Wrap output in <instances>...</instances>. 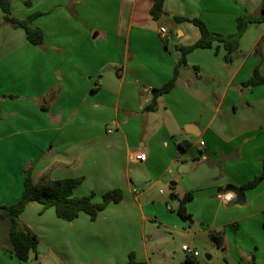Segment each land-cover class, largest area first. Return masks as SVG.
<instances>
[{"label":"crops","instance_id":"obj_1","mask_svg":"<svg viewBox=\"0 0 264 264\" xmlns=\"http://www.w3.org/2000/svg\"><path fill=\"white\" fill-rule=\"evenodd\" d=\"M263 1L165 0L164 15L155 19L154 0H13L15 18L41 13L33 22L44 31L40 47L28 42L24 29L7 25L0 9V204L19 201L28 169L35 183L80 178L74 196L95 193L102 200L107 191L121 190L122 203L98 216L111 214V222L120 225L135 220L143 236L147 224H166L163 218L173 209L164 207L161 188L170 183L169 197L178 196L184 175L188 187L173 199L180 203L192 193L189 203L201 198L209 207L218 193L262 174L264 85L242 84L257 66L264 75V64L253 57L264 24L248 27L229 65L220 43L189 54L175 89L158 98L156 111L146 109L154 91L174 75L179 48L201 37L195 25L174 17L200 19L211 32L229 36L237 32L239 17L260 16ZM160 28L169 32L167 39ZM184 142L191 146L181 153L178 145ZM136 152L147 162H135ZM137 166L142 169L134 170ZM244 196L245 205L217 207L200 233L235 223L236 242L224 239L221 248L235 264H264V181ZM42 208L32 202L20 220L39 236L37 259L46 262L79 246L80 232L92 221L81 214L66 222L54 209L41 213ZM257 223L262 236H256ZM176 231L187 236L192 229ZM9 233L10 222L1 220L0 264L16 263ZM128 242L110 247L107 263L126 264L135 250ZM147 250L144 245L137 262L150 260Z\"/></svg>","mask_w":264,"mask_h":264},{"label":"trees","instance_id":"obj_2","mask_svg":"<svg viewBox=\"0 0 264 264\" xmlns=\"http://www.w3.org/2000/svg\"><path fill=\"white\" fill-rule=\"evenodd\" d=\"M13 0H0V9L4 15V22L16 29H24L25 35L29 43L34 46L40 47L44 44V31L35 27L34 20L41 15L35 13L28 18L18 19L12 15L11 5ZM165 0H154L152 8V17L158 19L164 15ZM29 5V3H27ZM173 21L176 23H191L195 25L201 33V37L194 44L179 48L182 54L177 66L174 70V75L171 80L164 85L163 88L154 91V96L151 104L147 107L148 112L157 110V100L163 95L169 94L176 87L178 75L180 70L187 65V56L197 49H211L214 43H220L226 51L224 57L227 65L231 64L238 53H240V41L246 33L251 24H264V1L261 6L260 16L248 15L239 17L237 19V32L233 35L223 36L218 33L211 32L207 26L200 19H185L181 17H174ZM264 85V75L260 71V67H256L252 76L242 84L243 88H253L256 86ZM45 110V109H44ZM1 115V108H0ZM190 143H181L178 145V150L184 153L190 148ZM264 181V170L258 177H254L251 181L242 186L244 191L256 189ZM83 179L75 178L68 180H49L44 179L42 182L35 183L33 179L32 170L28 169L25 176L24 188L22 197L18 202L12 205L0 204V221L8 220L10 222L9 240L11 243V253L20 260L22 263H28L30 256L34 254L38 256L39 237L36 233L22 225L20 216L24 213L25 209L32 202H38L43 206L41 213L48 209H54L55 213L60 220L72 222L80 217L81 214H86L91 221H95L98 215L106 210L111 204H120L123 201V193L119 189L107 191L102 196V201L95 202V194L80 197L74 196L73 191L81 185ZM170 197L177 198V194H171ZM192 193L186 194L180 200V208L177 211L178 216L187 221L190 215L187 213V203L192 200ZM211 240L221 248L223 246V234L210 233ZM129 264H137L134 259V254L131 253ZM185 264H198L195 259L186 257Z\"/></svg>","mask_w":264,"mask_h":264},{"label":"rangeland","instance_id":"obj_3","mask_svg":"<svg viewBox=\"0 0 264 264\" xmlns=\"http://www.w3.org/2000/svg\"><path fill=\"white\" fill-rule=\"evenodd\" d=\"M263 45L264 38L261 39L259 47L257 46L253 53V57L258 59L261 67L264 64ZM133 168L136 171H140L142 169L141 166ZM185 176L187 175H184L183 182L178 186L180 190L188 187V181ZM169 187L170 183L168 188H161L162 193L166 197L164 207L167 209L168 205L171 209H173L169 210V215H165V218H163L164 221H166L165 223L169 226H165L166 224H164V222H159V224L149 223L146 225L143 236H141V228L136 224L135 220H130L127 225H125V223L120 225L119 223L114 224V222H111V214L109 216H105L104 218L102 216H98L95 221H92V225L89 229H86V227L81 228V230L86 229V231L85 233H83L84 231L80 232L78 237L80 240L78 244L79 246H76L71 250H67V252L62 251V257H53L46 262H39L37 257L32 254L28 264H109L107 262H110L111 260L109 259V255H107L109 252L108 249L114 245L120 244L124 239H128L132 243L130 244V242H128V244H130L129 246L135 250L140 249L141 251L144 245L147 246L148 256L150 257L149 261L141 260L137 262L136 257L139 256L140 251L138 250L135 252V250H132L137 264H185L187 255L182 250L184 245L190 244H192V247L198 254L197 262L199 264H235L234 258L231 257V254L228 252L226 247L218 250L219 247L212 242L210 234L200 233L202 224L209 225L211 221H213L216 215L217 207L220 206L228 209V205H222L216 196H214L215 201H212L209 207L205 205L204 200L201 198L199 200H195L193 204L188 202L187 213L191 217L189 220L184 221L177 216L176 211L179 210L180 203L179 200L171 199L169 197ZM180 190L178 191L179 198L181 197L182 192ZM99 198L100 197H96L95 194V202L100 203L102 200ZM116 213L118 215H123L124 211H117ZM116 213L114 212V214ZM183 227L186 230L192 229L190 235L184 236V234L180 231H176L177 229H181ZM257 227L256 236H262L263 230L261 224L257 223ZM237 231L238 226L234 223L224 229L218 230L215 233L223 234V240L230 238L229 240L233 243L236 242V238L234 236ZM193 233H195L194 237H192ZM84 236H86L85 239ZM190 241L193 242L190 243ZM13 260L16 263H12V261H10L1 264H21L17 259ZM126 261L127 262L123 263L129 264L130 259L128 258ZM114 262H116V260H114Z\"/></svg>","mask_w":264,"mask_h":264},{"label":"built area","instance_id":"obj_4","mask_svg":"<svg viewBox=\"0 0 264 264\" xmlns=\"http://www.w3.org/2000/svg\"><path fill=\"white\" fill-rule=\"evenodd\" d=\"M160 35L162 39H167L170 35L169 32L165 28H160L159 29ZM201 146H204L203 143H201ZM132 159L135 162H139V164L146 163L147 162V156L143 153L136 152L133 156ZM233 193V192H232ZM226 193L221 192L217 194V199L220 201L222 205H230V203L234 200V198L231 200L226 201L224 196ZM188 257L190 258H198L197 252H195V249L192 247V244L190 245H184L183 250H182Z\"/></svg>","mask_w":264,"mask_h":264},{"label":"water","instance_id":"obj_5","mask_svg":"<svg viewBox=\"0 0 264 264\" xmlns=\"http://www.w3.org/2000/svg\"><path fill=\"white\" fill-rule=\"evenodd\" d=\"M194 134L195 133H192V135H194ZM184 168H185V166L181 167L180 172H182ZM232 192L235 194V198L230 203V206L245 205V202H246L245 196H244L245 191L243 189H241V188L234 187L232 189Z\"/></svg>","mask_w":264,"mask_h":264},{"label":"clouds","instance_id":"obj_6","mask_svg":"<svg viewBox=\"0 0 264 264\" xmlns=\"http://www.w3.org/2000/svg\"><path fill=\"white\" fill-rule=\"evenodd\" d=\"M234 195H235L234 193L228 192V193L225 194L224 198H225L226 201H228V200L233 199Z\"/></svg>","mask_w":264,"mask_h":264}]
</instances>
